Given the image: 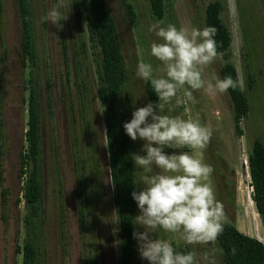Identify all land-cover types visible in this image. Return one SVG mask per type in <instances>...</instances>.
Returning a JSON list of instances; mask_svg holds the SVG:
<instances>
[{
    "label": "rangeland",
    "instance_id": "rangeland-1",
    "mask_svg": "<svg viewBox=\"0 0 264 264\" xmlns=\"http://www.w3.org/2000/svg\"><path fill=\"white\" fill-rule=\"evenodd\" d=\"M2 1L0 55L4 60L0 62V176L7 194L3 200L0 193V264H21L22 259V254L16 252V246L21 245L25 238L26 230L23 224L25 210L23 202L16 204L15 200L21 197L23 179L18 175L20 154L25 146L24 132L27 127L25 100L28 95V78L31 70L34 71L39 90L43 155L41 170L44 213L39 226L42 233L37 241L39 250L37 264H84V260L87 259L94 264H118L117 224L112 222L116 218V210L112 202L103 113L96 94L97 74L94 54L89 46L85 24H81L82 33L79 34L72 7L61 8L60 11L69 13L68 19L61 21L63 29L59 30L51 22L42 19L55 6L57 0H30L36 59L33 65L28 64V60L24 65L21 58V17L16 0ZM129 1L134 5L136 12L134 24H130L127 19L123 0H108V8L116 21L121 47L129 69V78L122 90L124 102L119 104L127 121L131 120L135 108L143 107L149 102L158 103V98L146 99L144 81L136 76L137 65L140 62H150L154 68L161 65L160 61L150 55L151 43L160 41L154 32H149V27L157 23L166 27L167 24H171L170 18L173 15L179 28L203 29L205 5L209 0H166L168 16L160 21L153 18L148 0ZM236 1L221 0L222 18L233 35L230 60L239 74L244 61L241 56L242 38L237 21ZM240 1L245 7L251 4L250 9L254 11L258 21L264 20V6L261 0ZM262 31L264 33V23ZM80 41L86 43L83 51L80 50ZM261 45L262 61L258 66L264 73L263 40ZM257 52L258 50L256 54ZM223 62V59H219L206 67L203 71L204 79L210 80L213 76L220 78L219 67ZM74 65L81 66V70L74 68ZM261 77L264 78V74H261ZM261 81L263 83L260 82L257 87L262 94L261 102L264 105V79ZM127 93L130 101L127 100ZM138 93L141 94L134 104L133 99ZM194 96L198 100L197 104L186 102L182 107L165 114L182 115L185 118L198 115L202 124H208L213 128L210 143L203 151L204 163L213 168L217 167L214 163L220 161H225L226 166L230 165L232 160L237 164L235 170L239 188L236 210L235 214L231 215H234V220L229 217L227 219H230V222L244 234L256 237L264 243L261 218L255 203L248 197L249 170L244 166L254 136L257 135L264 143V106L261 109L262 114L259 108L252 107L247 117L241 120L240 127L245 134L240 136L234 128L233 108L227 92L209 96L201 90L195 92ZM79 99L85 109L84 119L79 116ZM88 121L91 123V140L86 127L82 129ZM143 143L144 141L139 138L133 141L134 153L144 154L141 151ZM164 150L169 154L174 151L169 148ZM183 151L193 154L191 149L185 148ZM91 156L94 158V165L88 159ZM81 159L85 161L83 176H85V184H88L86 185L88 190L86 224L82 232L78 219L75 169L76 163L81 164ZM140 171L135 169L136 178ZM93 177L95 179L91 182ZM210 179L218 196L217 182L213 175ZM60 203L63 206L62 215ZM139 214L140 210L137 206L135 216ZM135 228L144 231L142 226L135 225ZM150 235L158 239L171 240L175 248L189 246L180 240L178 234L165 233L159 228L156 233ZM189 249L193 250L192 246H189ZM216 249V244L207 248L203 246L195 248L198 252H209L218 263L220 254ZM137 264H149V262L141 259L139 254Z\"/></svg>",
    "mask_w": 264,
    "mask_h": 264
},
{
    "label": "trees",
    "instance_id": "trees-1",
    "mask_svg": "<svg viewBox=\"0 0 264 264\" xmlns=\"http://www.w3.org/2000/svg\"><path fill=\"white\" fill-rule=\"evenodd\" d=\"M264 6V0H261ZM238 25L241 41V56L246 71V86L243 91L239 88L227 91L233 106L234 128L238 135L244 131L240 127L242 119L246 118L251 108L261 109L264 106L261 102L262 94L258 91L259 83H263L261 77L262 68L258 63L262 61L260 53L261 42L264 41V33L261 22L254 16L250 5L245 7L240 0H237ZM149 7L155 20H163L168 16V5L166 0H148ZM21 17V58L24 65L35 64L36 50L33 36L32 8L30 0H16ZM126 9L127 19L130 24L136 22L134 5L129 0H123ZM3 1L0 0V13L3 10ZM72 10L75 18V25L80 34L81 24H85L88 32V41L91 52L94 54L95 70L97 74L96 94L102 106L104 121V135L107 143L109 175L112 189V202L119 216L117 224L118 239V264H137L139 259L138 241L133 238V231L136 230L132 223L136 215L137 202L131 193L138 190L134 185L136 180L135 165L132 158L134 144L126 134L123 124L127 121L119 104L123 103L122 90L129 78V69L126 65L124 53L121 47L116 21L108 8V0H73ZM223 3L221 0H209L205 5L203 28L212 26L216 28L215 40L217 50L221 52L224 62L219 67L220 79L231 76L234 80L239 77L236 66L230 60L231 43L233 35L222 18ZM256 19V20H255ZM171 24L179 28L174 16L170 18ZM262 32V34H260ZM259 34L262 36L260 41ZM252 39V40H250ZM83 51L86 43L80 41ZM254 46V47H253ZM250 47V48H249ZM264 47V45H263ZM65 49V46L63 45ZM249 48V49H248ZM252 48V49H251ZM258 50L257 54L256 51ZM264 54V51H262ZM4 57L0 55V62ZM255 62L257 64L255 65ZM77 62L75 63V65ZM74 65V68L77 67ZM257 67V68H256ZM77 69L80 71L81 66ZM79 73V72H78ZM29 88L26 102L27 127L24 132L25 146L20 154L21 162L18 177L23 179L21 186V197L17 198L16 204L21 201L24 205L23 224L25 227V238L23 243L17 244L16 252L22 254L21 264H37L38 245L41 229L39 228L44 213L42 207V134H41V111L39 104V90L36 84L34 71L29 72ZM144 92L147 100L157 99V95L151 88V84L144 82ZM127 100L130 97L127 93ZM79 116L84 119V106L79 99ZM262 114V113H261ZM75 117V114H73ZM86 118V117H85ZM86 122V121H85ZM1 125V120H0ZM91 140V123H85ZM1 135V134H0ZM56 149V148H54ZM93 162V156L88 157ZM76 163V191L78 204V219L81 232L86 224L87 215V193L85 176L83 170L85 161ZM249 176L253 191L251 199L259 216L264 219V143L255 135L247 157ZM80 167V170L78 168ZM95 178H91L93 182ZM0 193L3 200L7 190L3 189L2 176H0ZM61 192V191H59ZM62 203L59 204L62 215ZM217 248L222 249L220 261L217 264H264V243L256 237L241 232L234 223L227 221L223 233L216 242ZM177 251H190L189 246L178 247ZM84 264H93L91 260H84Z\"/></svg>",
    "mask_w": 264,
    "mask_h": 264
},
{
    "label": "clouds",
    "instance_id": "clouds-1",
    "mask_svg": "<svg viewBox=\"0 0 264 264\" xmlns=\"http://www.w3.org/2000/svg\"><path fill=\"white\" fill-rule=\"evenodd\" d=\"M72 2L57 0L42 19L62 30L61 21L68 19L69 12L65 14L60 9L71 8ZM216 31L212 26L189 30L170 23L166 27L153 24L149 32H154L160 42L151 43L150 55L161 65L156 68L150 62L137 65L136 76L150 82L158 97L156 104L149 102L135 108L131 120L123 124L133 141L138 138L144 141L141 151L145 154L132 153L131 158L135 169L141 170L134 183L138 190L131 193L140 214L132 223L142 226L144 231L134 230L132 235L138 241L141 259L149 264H217L209 252L195 250L197 246L207 248L216 244L227 222L224 206L217 199L210 179L214 169L203 161V151L214 130L202 124L198 115L185 118L165 114L186 102L197 104L194 93L201 90L209 96L229 89L244 90L241 77L235 80L231 76L223 79L213 76L210 80L203 77L206 67L222 59L223 54L217 50ZM140 94L135 95L134 104ZM165 148L174 151L169 154ZM185 148L193 154L183 151ZM119 220L116 215L112 222L118 224ZM158 228L178 234L193 250L177 251L171 240L151 236ZM216 251L222 253V249Z\"/></svg>",
    "mask_w": 264,
    "mask_h": 264
},
{
    "label": "flooded vegetation",
    "instance_id": "flooded-vegetation-1",
    "mask_svg": "<svg viewBox=\"0 0 264 264\" xmlns=\"http://www.w3.org/2000/svg\"><path fill=\"white\" fill-rule=\"evenodd\" d=\"M239 77H241L244 80V83L246 86L247 76H246V71H245L243 64H242L241 73H239ZM231 106H232V102H231ZM232 108H233V106H232ZM232 112H233V110H232ZM243 134H245V131ZM242 135H240V136H242ZM224 163H225V161H220L219 163L215 162L214 164H216L217 167L213 168L214 172L212 175L214 176V179L217 182L218 196H216V197L223 204L227 218L228 217L231 219L233 218V220H234V215L233 216H231V215L235 214L237 189L239 188L238 179L236 176L237 174H236V170H235V167H237V164H236L235 160L234 161L232 160V163L228 166L224 165ZM227 221H230V219H227ZM261 224H262V228H263V232H264V219H262V218H261ZM117 244H118V241H117ZM138 261H139V259H138ZM93 264H94V262H93Z\"/></svg>",
    "mask_w": 264,
    "mask_h": 264
},
{
    "label": "built area",
    "instance_id": "built-area-1",
    "mask_svg": "<svg viewBox=\"0 0 264 264\" xmlns=\"http://www.w3.org/2000/svg\"><path fill=\"white\" fill-rule=\"evenodd\" d=\"M244 166H245L246 168H248L247 163H244ZM246 168H245V171H246V173H247V169H246ZM250 183H251V180H250V176H249V172H248V185H249V187H250L249 192H248V197H249V198H251V197H250V194H252V191H253V187H252V185H251Z\"/></svg>",
    "mask_w": 264,
    "mask_h": 264
}]
</instances>
